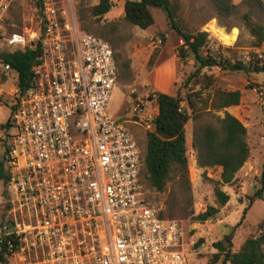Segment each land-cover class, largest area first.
I'll list each match as a JSON object with an SVG mask.
<instances>
[{
    "label": "built area",
    "instance_id": "1",
    "mask_svg": "<svg viewBox=\"0 0 264 264\" xmlns=\"http://www.w3.org/2000/svg\"><path fill=\"white\" fill-rule=\"evenodd\" d=\"M19 2L0 0V44L41 51L29 86L9 94L0 264H192L186 230L141 189L128 127L106 113L111 46L80 27L66 0H31L35 29H19Z\"/></svg>",
    "mask_w": 264,
    "mask_h": 264
},
{
    "label": "rangeland",
    "instance_id": "2",
    "mask_svg": "<svg viewBox=\"0 0 264 264\" xmlns=\"http://www.w3.org/2000/svg\"><path fill=\"white\" fill-rule=\"evenodd\" d=\"M125 1L135 0H112L113 9L101 19L90 15L99 0H66L65 6L87 34L102 38L111 46L117 80L106 113L112 119L120 117L134 141L143 148L145 133L153 129L151 121L157 115L156 103L151 99L153 94L176 95L195 65L191 57L184 61L178 57L177 50L182 40L169 28L162 11L151 8L155 24L142 30L124 21ZM169 1L176 9V17L182 28L190 34L205 32L210 39V47H218L223 58L231 63L242 61L243 64L252 57L264 61V40L259 48L254 47V38L249 33L250 26L258 24L263 27L264 37V0H228L230 5L235 6L234 13L229 17L216 16L209 0ZM18 4L15 22L19 29L26 28L30 33L37 21L34 6L31 0H20ZM244 15L247 19H244ZM158 40L162 42L159 47L156 46ZM12 49L19 48L0 44V53ZM203 72L213 77L212 88L242 94L237 106L230 108V113L246 128L245 141L249 152L234 181L230 185L219 186L229 198L213 217L202 224L190 218L175 219L186 230L192 264H206L216 252L212 244L230 233L231 253H236L248 236L264 233V191L261 200L249 203L254 189H260L259 177L264 163V101L260 95L264 94V74L249 70L223 72L218 68L204 69ZM16 80L13 72L6 73L0 66V160L12 133L6 124L10 116L9 94L16 86ZM185 92L182 90V96ZM196 113L200 115L198 124L207 121L211 115L222 116L221 112L211 111L203 105L197 106ZM197 123L190 120L185 129L193 217L202 214L207 206H215L212 182L220 181L221 172L217 166L201 169L195 165L192 143ZM179 190V187L170 184L162 194L148 191V199L157 210H164L171 193L179 195ZM6 193L5 184L0 180V218L3 216ZM198 241L201 244L194 249Z\"/></svg>",
    "mask_w": 264,
    "mask_h": 264
},
{
    "label": "trees",
    "instance_id": "3",
    "mask_svg": "<svg viewBox=\"0 0 264 264\" xmlns=\"http://www.w3.org/2000/svg\"><path fill=\"white\" fill-rule=\"evenodd\" d=\"M209 2L218 17H229L235 11V6L230 5L228 0H209ZM111 6L112 0H99V3L91 9L90 15L101 19L110 11ZM151 8L164 13L169 28L182 40L177 50L178 57L183 61L189 57L193 58L195 68L184 79L176 95L153 94L151 98L155 100L157 106V115L151 121L153 129L146 131L143 148L135 141L141 160L139 183L143 193L147 195L149 205L152 203L148 199V191L162 194L170 184L179 187V195L171 193L165 209L159 210V217L164 220L190 218L202 224L213 217L218 212V208L224 207L227 203L229 196L221 192L219 186L230 185L234 181L237 172L247 161L249 152L245 141L246 128L224 111L237 106L242 94L238 91L223 92L212 88L214 79L203 70L218 68L223 72L231 73L249 70L264 74V61L252 57L249 62L243 64L242 61L231 63L229 59L223 58L218 47H210V39L205 32L190 34L182 28L176 17V9L169 0L125 1L124 21L133 27L146 30L155 24ZM14 16L18 17L17 9L14 11ZM243 17L247 19L245 15ZM249 33L254 38L253 46L259 48L264 40L263 27L258 24L251 25ZM40 51L41 48L37 45L33 50L12 49L0 53V59L7 63L10 71L16 75V84L21 91L29 86L31 68ZM182 90L186 91L184 96ZM210 92L212 93L208 94ZM198 105L208 106L211 111L221 112L222 116L211 115L207 121L198 124L200 118L196 113ZM190 120L198 124L192 143L195 165L201 169L213 166L221 168L220 181L212 182L215 206H207L202 214L195 217L191 209L193 197L188 180L189 161L185 139L186 123ZM5 179L0 161V180L4 182ZM259 184L260 189L258 191L254 189L249 203L263 198L264 163L261 165ZM231 237L232 233L212 244L216 252L206 264H264V233L248 236L236 253L230 252ZM200 244L201 241H198L193 248L198 249Z\"/></svg>",
    "mask_w": 264,
    "mask_h": 264
},
{
    "label": "crops",
    "instance_id": "4",
    "mask_svg": "<svg viewBox=\"0 0 264 264\" xmlns=\"http://www.w3.org/2000/svg\"><path fill=\"white\" fill-rule=\"evenodd\" d=\"M231 108V107H230ZM230 108L224 110L227 114H229L231 117H233L234 119H236V117H234L231 113H230ZM238 120V119H236ZM239 121V120H238ZM240 122V121H239ZM241 123V122H240ZM243 125V124H242ZM244 126V125H243ZM245 127V126H244ZM244 167V166H243Z\"/></svg>",
    "mask_w": 264,
    "mask_h": 264
}]
</instances>
